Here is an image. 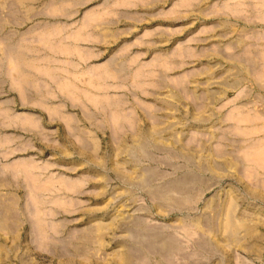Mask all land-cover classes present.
<instances>
[{"label":"rangeland","instance_id":"obj_1","mask_svg":"<svg viewBox=\"0 0 264 264\" xmlns=\"http://www.w3.org/2000/svg\"><path fill=\"white\" fill-rule=\"evenodd\" d=\"M0 170V264H264V0H0Z\"/></svg>","mask_w":264,"mask_h":264},{"label":"bare ground","instance_id":"obj_2","mask_svg":"<svg viewBox=\"0 0 264 264\" xmlns=\"http://www.w3.org/2000/svg\"><path fill=\"white\" fill-rule=\"evenodd\" d=\"M103 36H104V35H103ZM106 37H107V36H106ZM10 48H11V47H10ZM10 48H9V49H10ZM16 48H17V47H16ZM14 52H15V51H14ZM5 58H6V57H5ZM110 59H111V60H109V63H110L109 65H111L112 69H113L115 66L117 67V63H116V61H114L115 59H113V58H110ZM12 64H13V63H12ZM115 64H116V65H115ZM120 64H121V63H120ZM120 64H119V65H120ZM107 66H108V65H107ZM121 66H122V65H120L119 67H121ZM108 67H109V66H108ZM249 67H250V66H249ZM22 69H23V68H22ZM115 69L117 70V68H115ZM115 69H114V70H115ZM118 69H119V68H118ZM116 70H115V71H116ZM120 70H121V69H120ZM16 72H17V71H16ZM119 72H120V71H119ZM13 73H14V72H13ZM19 73H20V72H19ZM74 80H75V79H74ZM33 94H34V93H33ZM28 121H29V120H28ZM33 124H34V123H33ZM33 124H32V125H33ZM74 124H75V123H74ZM96 124H97V123H96ZM84 138H85V137H84ZM144 142H145V141H144ZM82 145H83V144H82ZM142 147H143V146H142ZM191 159H192V158H191ZM237 160H238V159H237ZM32 162H33V161H32ZM13 165H14V164H13ZM13 165H12V166H13ZM19 165H20V164H19ZM21 165H22V163H21ZM25 165H26V164H25ZM12 166H10V167H12ZM14 166H15V165H14ZM22 166H24V164H23ZM28 167H29V166H28ZM7 168H8V167H7ZM13 168H14V167H13ZM13 168H12V170H13ZM33 168H34V167H33ZM4 169H5V168H4ZM24 169H25V168H24ZM1 170H2V169H1ZM1 170H0V171H1ZM31 170H32V169H31ZM5 171H6V170H5ZM9 171H10V170H9ZM27 171H28V170H27ZM17 172H18V171H17ZM24 173H25V171H24ZM22 174H23V173H22ZM25 174H27V173H25ZM28 174H29V173H28ZM41 174H42V173H41ZM1 175H2V174H1ZM5 177H6V179H7V178L10 179L9 175H6ZM35 179H36V178H35ZM47 179H48V178H47ZM18 180L20 181V179H18ZM186 180H187V178H186ZM189 180H190V178H189ZM14 181H15V180H14ZM23 182H24V180H23ZM28 182H30V179H29V181H27L26 183H28ZM180 182H182V181H180ZM185 182H186V181H185ZM176 183H177V182H176ZM187 183H188V182H187ZM8 184H9V183H8ZM28 184H29V183H28ZM178 184H179V183H178ZM185 184H186V183H185ZM14 185H15V184H14ZM179 185H180V184H179ZM182 185H184V184L182 183L178 188H181ZM30 186H31V182H30ZM176 187H177V186H176ZM32 188H33V187H32ZM32 188H31V189H32ZM182 188H183V187H182ZM182 188H181V189H182ZM184 189H185V188H184ZM47 190H48V189H47ZM178 190H179V189H178ZM178 190H177V191H178ZM175 191H176V190H175ZM167 193H168V192H167ZM41 195H42V194H41ZM162 195H163V194H162ZM163 197H164V195H163ZM166 197H167V195H166ZM16 198H17V197H16ZM186 198H187V197H186ZM183 199H185V198H183ZM176 200H177V199H176ZM179 200H180V199H179ZM174 201H175V200H174ZM175 202H176V201H175ZM176 203H177V202H176ZM4 216H6V215H4ZM4 218H6V217H4ZM197 223H198V222H197ZM205 223H206V222H205ZM203 224H204V223H203ZM203 224H201V225H203ZM197 225H198V224H197ZM198 226H199V225H198ZM208 230H209V229H208ZM153 240H154V239H153ZM151 242H152V241H151ZM155 242H156V241H155ZM148 243H149V242H148ZM150 245H151V243H150ZM170 245H171V244H168V246H166V244H165V245H164L165 247H162V248H163V252H167V251H168V252H172V251H169V248H170L169 246H170ZM158 248H159V247H158ZM158 248H157V249H158ZM151 250H152V249H151ZM170 250H171V249H170ZM163 252H162V253H163ZM165 254H166V253H165ZM164 256H165V255H164ZM181 256H182V255H181ZM130 258H131V257H130ZM177 262H178V261H177Z\"/></svg>","mask_w":264,"mask_h":264}]
</instances>
